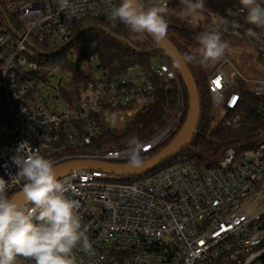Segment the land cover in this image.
Segmentation results:
<instances>
[{
  "label": "built area",
  "instance_id": "1",
  "mask_svg": "<svg viewBox=\"0 0 264 264\" xmlns=\"http://www.w3.org/2000/svg\"><path fill=\"white\" fill-rule=\"evenodd\" d=\"M160 2L168 9L183 7L180 0ZM73 3L76 14L59 10L57 0H19L11 13L21 31L0 29V177L6 180L18 171L13 157L20 154V147L25 152L39 150L55 167L79 160L128 164L129 144L122 147L111 143V138L122 137L128 122L155 106L161 90H176L178 104L167 124L141 141L143 158L171 142L184 125L182 78L161 51L152 53L149 62L120 72L118 67L103 69L96 46L83 45L77 53L79 64L70 61L86 81L76 82L61 69L76 84L78 100L72 102L68 91L59 88L64 109H51L45 99L49 81L39 77L30 49L43 57L59 55L86 21L126 27L110 15L120 0ZM241 9L221 14L205 8L200 19L190 22L201 25L204 32L219 26L222 39L247 46L264 67V29L248 24L247 11ZM248 28L260 38L248 36ZM143 37L155 48L146 33ZM246 60L247 65L254 62L250 57ZM258 75L249 79L237 71L233 80L223 65L211 75L209 90L216 109L225 107L234 113L226 121L228 128L239 129L245 121L237 113L244 101L235 90L237 77L264 100V72ZM258 112L264 122V103ZM113 114L115 125L110 119ZM259 138L260 144L250 150H227L213 168L181 162L138 182L133 177L83 169L62 178L70 186L67 195L80 203L92 245L91 251L75 252L77 264H264V127ZM20 191L22 186L17 184L9 194ZM19 264L34 262L19 258Z\"/></svg>",
  "mask_w": 264,
  "mask_h": 264
},
{
  "label": "clouds",
  "instance_id": "2",
  "mask_svg": "<svg viewBox=\"0 0 264 264\" xmlns=\"http://www.w3.org/2000/svg\"><path fill=\"white\" fill-rule=\"evenodd\" d=\"M246 10V22L264 29V3L261 0H239ZM59 10L76 14L73 0H57ZM179 15L194 22L201 18L204 0H180ZM168 8L156 0L147 5L144 0H120L111 8L110 15L122 22L133 33H150L158 39L166 38L169 28ZM215 24V20H213ZM247 35L256 39L260 34L253 28ZM201 45L196 54H186L185 61L207 65L222 60L229 43L222 39L219 26L198 37ZM115 125L116 116L110 118ZM122 123V121H121ZM128 165L144 167L142 152L145 145L137 137L129 140ZM18 171L9 179L0 177V264H19L25 258L34 264H77L76 251H91L88 225L79 212L80 203L70 198L69 185L57 177L55 162L39 150L13 157ZM21 185L24 200L19 201L10 190Z\"/></svg>",
  "mask_w": 264,
  "mask_h": 264
},
{
  "label": "trees",
  "instance_id": "3",
  "mask_svg": "<svg viewBox=\"0 0 264 264\" xmlns=\"http://www.w3.org/2000/svg\"><path fill=\"white\" fill-rule=\"evenodd\" d=\"M145 4L150 5V0H144ZM264 3V0H261ZM205 8L213 12L226 14L231 10L242 8L239 0H204ZM181 7L173 5L169 8L168 20L169 28L167 38L173 42L177 49L185 58L186 54H196L200 49L198 37L204 33L201 25L193 24L187 18H182L179 13ZM96 23L97 27L83 33L72 44L63 49L59 55H66L72 46L78 53L82 52L83 45H95L99 54V60L103 69L111 70L118 67L120 72H125L128 67L149 62L152 55V44L148 40L142 41L137 45L134 40V33L126 26L123 29L113 28L102 21H86L80 24L75 30L74 36L87 25ZM112 30L117 36L130 41L135 48L129 47L124 42L117 40L109 35L105 29ZM0 29L6 33H13V30L21 31L15 15L8 13L0 1ZM61 69L72 74L76 82L83 79L81 69L74 65L69 59H62ZM219 62L200 65L199 63H188V66L196 80L201 96L202 115L198 132L190 146L185 148L176 157L166 161L155 171L144 174L143 176L132 178L133 182L147 179L154 176L169 166L187 162L191 165L202 168L216 167L224 158L225 152L229 149H235L239 153L257 147L261 140L260 131L264 127V122L259 114V108L263 105L264 100L257 98L246 88V83L239 81L237 90L243 96L244 101L239 106L237 113H240L245 121L243 125L236 130L230 129L226 121L234 114L229 112L225 107L216 109L212 95L209 90V79L212 72L218 68ZM86 81V80H85ZM84 82V81H83ZM185 95V120L187 119L189 109L188 93L182 81ZM178 104V93L176 90L166 92L159 91L157 104L148 111L140 113L133 120L127 123L126 131L122 137H112L111 143L120 144L122 147L127 146L129 140L135 136L140 141L150 137L155 133L157 128H163L169 118L173 115ZM170 142L159 148L152 155L144 158L148 160L163 150Z\"/></svg>",
  "mask_w": 264,
  "mask_h": 264
},
{
  "label": "water",
  "instance_id": "4",
  "mask_svg": "<svg viewBox=\"0 0 264 264\" xmlns=\"http://www.w3.org/2000/svg\"><path fill=\"white\" fill-rule=\"evenodd\" d=\"M95 27H97L96 23L87 25L85 28L80 30L66 44V46L72 44L83 33ZM105 31L112 37L116 38L117 40L124 42L129 47L135 48V46L130 41L117 36L112 30L106 28ZM146 35L155 44V48H153L151 52L152 53L158 51L164 52L171 59L177 71L179 72L182 81L185 85V88L187 90L188 99H189V109H188L187 119L184 125L182 126L181 130L163 150H161L158 154H156L152 158L145 160L146 163L142 168L134 169L129 167L128 164H111L107 162L94 161V160L71 161L60 164L55 167L58 179L61 180L70 173L80 169L103 171L106 173H111L119 176H128V177L137 178L143 176L144 174H148L155 171L163 163L176 157L185 148H187L192 144L198 132L200 119L202 115L201 96L196 80L188 64L186 63L185 58L182 56L181 52L177 49V47L173 44L171 40H169L167 37L164 39H158L150 33H146ZM15 197L17 200L23 201L24 200L23 191H20L17 194H15Z\"/></svg>",
  "mask_w": 264,
  "mask_h": 264
},
{
  "label": "rangeland",
  "instance_id": "5",
  "mask_svg": "<svg viewBox=\"0 0 264 264\" xmlns=\"http://www.w3.org/2000/svg\"><path fill=\"white\" fill-rule=\"evenodd\" d=\"M0 1L2 2L4 9L8 13H11L12 5L17 3L19 0ZM22 32H25L24 28L22 29ZM134 40L136 41L137 45H139L142 41L147 39H145L143 35L141 36L134 33ZM225 41L229 43L230 47L227 49L225 57L221 60L218 66L223 65L225 73L231 79L234 80L237 71L241 72L243 76L249 79H255L259 76V73L264 72V67L262 64L256 61V54L247 46L232 40ZM75 47L76 46H72L71 50L66 52V55H54L49 57H43L41 52L38 50L30 49L29 57L39 66V77L49 81V87H47L45 90V99L52 110L55 109L56 111H60V107H63L64 109V100L60 99L57 95L59 88H64L68 91L69 99H71L72 102H76L78 100L76 84L70 79L68 74H64L60 68L61 63L63 62L62 59L65 58V56H67V58L72 62L79 64L80 59L78 58L79 55L77 54L78 52ZM247 57H250L254 62L250 65H247ZM228 61H230V63ZM56 70L57 72H55ZM215 70L212 72V74L215 72ZM53 77H56V79L54 80ZM236 80L238 82L240 81V78L237 77ZM246 88L252 90V87L248 84L246 85ZM236 89L237 88H235V90Z\"/></svg>",
  "mask_w": 264,
  "mask_h": 264
},
{
  "label": "snow or ice",
  "instance_id": "6",
  "mask_svg": "<svg viewBox=\"0 0 264 264\" xmlns=\"http://www.w3.org/2000/svg\"><path fill=\"white\" fill-rule=\"evenodd\" d=\"M217 86H219V81H217Z\"/></svg>",
  "mask_w": 264,
  "mask_h": 264
}]
</instances>
